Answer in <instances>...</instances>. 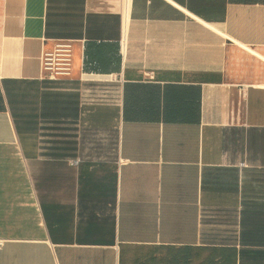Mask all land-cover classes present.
<instances>
[{"label": "crops", "instance_id": "crops-1", "mask_svg": "<svg viewBox=\"0 0 264 264\" xmlns=\"http://www.w3.org/2000/svg\"><path fill=\"white\" fill-rule=\"evenodd\" d=\"M0 264H264V0H0Z\"/></svg>", "mask_w": 264, "mask_h": 264}, {"label": "built area", "instance_id": "built-area-1", "mask_svg": "<svg viewBox=\"0 0 264 264\" xmlns=\"http://www.w3.org/2000/svg\"><path fill=\"white\" fill-rule=\"evenodd\" d=\"M72 40L58 39L43 52V76L55 80L71 74Z\"/></svg>", "mask_w": 264, "mask_h": 264}]
</instances>
